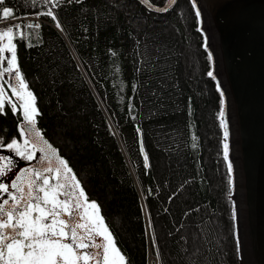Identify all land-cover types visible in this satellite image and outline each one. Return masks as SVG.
Segmentation results:
<instances>
[{"label":"trees","instance_id":"1","mask_svg":"<svg viewBox=\"0 0 264 264\" xmlns=\"http://www.w3.org/2000/svg\"><path fill=\"white\" fill-rule=\"evenodd\" d=\"M5 4L18 18L0 28L20 25L14 43L39 129L101 205L128 264H147L150 243L160 264H241L222 98L192 0L164 14L140 0H63L59 30L19 20L47 0ZM15 131L16 118L0 116V133Z\"/></svg>","mask_w":264,"mask_h":264},{"label":"snow or ice","instance_id":"2","mask_svg":"<svg viewBox=\"0 0 264 264\" xmlns=\"http://www.w3.org/2000/svg\"><path fill=\"white\" fill-rule=\"evenodd\" d=\"M62 2L55 0L53 7ZM141 2L152 9L149 0ZM175 2L170 0V3ZM192 4L196 9L198 23L202 24L196 0H192ZM161 10L167 11V8ZM41 14L50 16L56 21V27L62 28L51 10ZM17 18L5 0H0V24ZM27 27L39 28V25L29 24ZM19 29V24L0 28V116L7 115L6 104L13 115L18 112L22 114L24 126L18 128L22 143L13 137L4 144L0 137V145L23 159H37V152L41 156L39 167L27 169L11 185L0 182V264H128L126 254L118 248L116 238L102 215L101 205L89 199L70 161L60 155L59 150L45 139L42 130L37 127V117L41 112L36 104L37 98L20 70L14 43L17 36L23 38ZM197 30L204 36L202 47L211 62L213 56L208 49L207 36L202 27ZM6 52L9 55L6 56ZM207 74L216 79L213 70ZM217 91L222 98L219 118L224 137L223 155L225 161H228L231 185L228 124L223 103L224 93L219 82ZM144 160L145 167H148L147 154ZM0 162V177H4L12 171V160L0 156ZM25 174L26 182L21 178ZM235 215L233 205V219Z\"/></svg>","mask_w":264,"mask_h":264},{"label":"water","instance_id":"3","mask_svg":"<svg viewBox=\"0 0 264 264\" xmlns=\"http://www.w3.org/2000/svg\"><path fill=\"white\" fill-rule=\"evenodd\" d=\"M177 2L158 7L149 1L161 14ZM196 4L224 93L240 262L264 264V0Z\"/></svg>","mask_w":264,"mask_h":264},{"label":"flooded vegetation","instance_id":"4","mask_svg":"<svg viewBox=\"0 0 264 264\" xmlns=\"http://www.w3.org/2000/svg\"><path fill=\"white\" fill-rule=\"evenodd\" d=\"M8 95L11 97L10 91H9ZM12 99H15V97H13ZM5 111L9 112L12 116H14L16 118V131L14 134H12L9 137L4 136L0 133V137L3 138V143L7 144L8 142L11 141V139L13 137H16L22 143V138L20 137L19 131H18V128L20 126L19 124H20L21 120H23L22 114L20 112H18L16 115H13L11 109L7 106V104L5 105ZM23 126H24V124L21 125V127H23ZM37 127L39 128L38 117H37ZM42 134L44 135L43 132H42ZM8 152H9V150H7L5 147H3V145H0V156L7 157ZM61 155H62V153H61ZM36 156H37V159L27 160V159H23L20 156L15 154V159L12 161V165H11L12 171L8 172L6 176L0 177V182L11 185V183L13 181H15L18 176H21L22 173H26L27 169L39 167L40 166L39 165V157L41 156V153L37 152ZM62 156L65 157L64 155H62ZM0 163H2V162H0ZM21 178L25 182L27 181V175L26 174L24 176H22ZM10 190H11V188H10ZM101 212L103 215L102 209H101Z\"/></svg>","mask_w":264,"mask_h":264},{"label":"rangeland","instance_id":"5","mask_svg":"<svg viewBox=\"0 0 264 264\" xmlns=\"http://www.w3.org/2000/svg\"><path fill=\"white\" fill-rule=\"evenodd\" d=\"M169 1H170V0H169ZM48 3H49V1H48ZM196 7L198 8L197 4H196ZM48 8H49V6H48ZM48 8L46 9V11L49 10ZM201 20H202V18H201ZM199 25H200V24H199ZM20 32H21V31H20ZM65 40H67V38H65ZM4 42L6 43V39H5ZM66 43L69 45V50H70V52L74 55V58H75L76 60H78V58H77V56H76V54H75V52H74V50H73V48H72V46H71V44L69 43L68 40H67ZM5 55L7 56V55H9V54L6 52ZM78 65H79L81 71L84 72V69L82 68V66L80 65V63H78ZM6 66H7V64H6V61H5V67H6ZM5 78H7V74H5ZM216 82H217V79H216ZM12 98H13V97H12ZM22 124H24L23 120H21V122H20V124H19V125H20L19 127H21ZM110 126H111V128L113 129V132L117 134V131H116V129H115V127L113 126L112 123L110 124ZM221 134H222V142L224 143V137H223V129H222V127H221ZM7 157L10 158V159L13 161V160L15 159V152L9 150V152H8V154H7ZM147 233H148V230H147V227H146V235L148 236ZM151 249H152V253L154 254L152 243H151Z\"/></svg>","mask_w":264,"mask_h":264},{"label":"built area","instance_id":"6","mask_svg":"<svg viewBox=\"0 0 264 264\" xmlns=\"http://www.w3.org/2000/svg\"><path fill=\"white\" fill-rule=\"evenodd\" d=\"M29 19L35 20V21H39V22H44V23H48V20H49L48 18L44 19V18H42L41 16H39L37 14L30 16ZM151 258H153L155 260V263L157 262V259L155 257L151 256Z\"/></svg>","mask_w":264,"mask_h":264},{"label":"bare ground","instance_id":"7","mask_svg":"<svg viewBox=\"0 0 264 264\" xmlns=\"http://www.w3.org/2000/svg\"><path fill=\"white\" fill-rule=\"evenodd\" d=\"M62 156V155H61Z\"/></svg>","mask_w":264,"mask_h":264}]
</instances>
